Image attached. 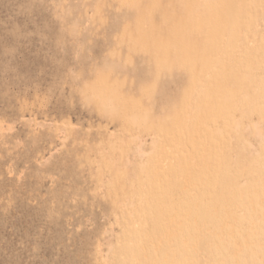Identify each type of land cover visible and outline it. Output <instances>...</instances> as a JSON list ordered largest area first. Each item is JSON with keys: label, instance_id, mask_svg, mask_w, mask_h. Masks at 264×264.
<instances>
[{"label": "rangeland", "instance_id": "1", "mask_svg": "<svg viewBox=\"0 0 264 264\" xmlns=\"http://www.w3.org/2000/svg\"><path fill=\"white\" fill-rule=\"evenodd\" d=\"M0 264H264V0H0Z\"/></svg>", "mask_w": 264, "mask_h": 264}, {"label": "bare ground", "instance_id": "2", "mask_svg": "<svg viewBox=\"0 0 264 264\" xmlns=\"http://www.w3.org/2000/svg\"><path fill=\"white\" fill-rule=\"evenodd\" d=\"M12 129H14V128H12ZM12 129H11V130H12ZM7 130H8V129H7ZM9 131H10V130H9Z\"/></svg>", "mask_w": 264, "mask_h": 264}]
</instances>
